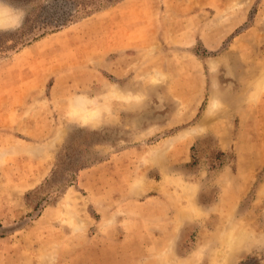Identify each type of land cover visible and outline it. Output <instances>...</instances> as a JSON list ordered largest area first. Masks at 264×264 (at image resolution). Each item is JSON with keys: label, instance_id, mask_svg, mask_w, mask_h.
<instances>
[{"label": "rangeland", "instance_id": "obj_1", "mask_svg": "<svg viewBox=\"0 0 264 264\" xmlns=\"http://www.w3.org/2000/svg\"><path fill=\"white\" fill-rule=\"evenodd\" d=\"M0 7V264H264V0Z\"/></svg>", "mask_w": 264, "mask_h": 264}, {"label": "bare ground", "instance_id": "obj_2", "mask_svg": "<svg viewBox=\"0 0 264 264\" xmlns=\"http://www.w3.org/2000/svg\"><path fill=\"white\" fill-rule=\"evenodd\" d=\"M17 22H18V15L11 13L10 11H8L3 7H0V28H7L13 26Z\"/></svg>", "mask_w": 264, "mask_h": 264}, {"label": "crops", "instance_id": "obj_3", "mask_svg": "<svg viewBox=\"0 0 264 264\" xmlns=\"http://www.w3.org/2000/svg\"><path fill=\"white\" fill-rule=\"evenodd\" d=\"M126 40H127L126 37H121V38H119V43H120V45H121L122 43H124Z\"/></svg>", "mask_w": 264, "mask_h": 264}]
</instances>
